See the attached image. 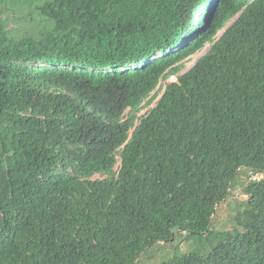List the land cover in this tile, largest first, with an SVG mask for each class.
<instances>
[{"label":"trees","instance_id":"16d2710c","mask_svg":"<svg viewBox=\"0 0 264 264\" xmlns=\"http://www.w3.org/2000/svg\"><path fill=\"white\" fill-rule=\"evenodd\" d=\"M0 7V264H136L175 230L199 247L156 264H264V0Z\"/></svg>","mask_w":264,"mask_h":264},{"label":"rangeland","instance_id":"374dc122","mask_svg":"<svg viewBox=\"0 0 264 264\" xmlns=\"http://www.w3.org/2000/svg\"><path fill=\"white\" fill-rule=\"evenodd\" d=\"M2 4V0H0V5ZM4 5V3H3ZM0 9H3L0 7ZM31 11V9L29 10ZM25 10L16 8L9 9L5 12L4 16L7 19L9 27L13 30V32H33L34 26L33 21L25 18ZM231 22V21H230ZM228 22L226 26L229 25ZM223 30V29H222ZM222 30L218 31L216 34V38L221 34ZM209 44H205L204 47L192 55H190L186 60L183 61L180 73L186 71L202 54L205 53ZM176 79V75L173 77H168L166 79H161L157 89L154 90L150 97H152L151 102L143 103L141 109L137 112V117H141L146 115L150 108L155 105L156 100L159 95L163 91L165 84L167 82L173 81ZM116 164L115 168L117 167ZM105 176V175H104ZM94 177H101L100 175H94ZM247 181V174L245 171H240L234 186L231 187L228 197L220 202L213 213L211 226L216 230H222L228 228L230 223V217L237 209L238 203L246 199V195L243 192V186ZM198 236L191 235L186 232H181L179 230H175L173 232V236L171 240L167 242L159 241L156 244L150 246L148 249L143 251L136 262V264H156L160 261L167 260L171 258L175 254H182L189 252L195 248L199 247V243L197 241Z\"/></svg>","mask_w":264,"mask_h":264},{"label":"built area","instance_id":"2783aa9c","mask_svg":"<svg viewBox=\"0 0 264 264\" xmlns=\"http://www.w3.org/2000/svg\"><path fill=\"white\" fill-rule=\"evenodd\" d=\"M173 77V76H171ZM250 179H253V180H259L263 177V175L261 173H251L249 175Z\"/></svg>","mask_w":264,"mask_h":264}]
</instances>
